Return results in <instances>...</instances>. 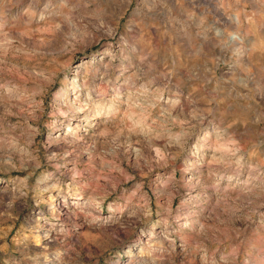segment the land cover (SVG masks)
Returning a JSON list of instances; mask_svg holds the SVG:
<instances>
[{
    "label": "rangeland",
    "instance_id": "rangeland-1",
    "mask_svg": "<svg viewBox=\"0 0 264 264\" xmlns=\"http://www.w3.org/2000/svg\"><path fill=\"white\" fill-rule=\"evenodd\" d=\"M0 264H264V0H0Z\"/></svg>",
    "mask_w": 264,
    "mask_h": 264
},
{
    "label": "bare ground",
    "instance_id": "bare-ground-1",
    "mask_svg": "<svg viewBox=\"0 0 264 264\" xmlns=\"http://www.w3.org/2000/svg\"><path fill=\"white\" fill-rule=\"evenodd\" d=\"M76 101V100H75ZM79 110H80V112H83V107L82 106H80L79 107ZM94 120V119H93Z\"/></svg>",
    "mask_w": 264,
    "mask_h": 264
}]
</instances>
